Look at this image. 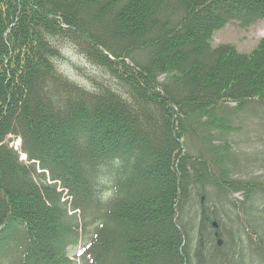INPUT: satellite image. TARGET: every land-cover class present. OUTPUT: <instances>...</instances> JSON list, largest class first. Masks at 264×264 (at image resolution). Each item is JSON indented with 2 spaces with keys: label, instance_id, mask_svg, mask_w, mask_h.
Segmentation results:
<instances>
[{
  "label": "trees",
  "instance_id": "trees-1",
  "mask_svg": "<svg viewBox=\"0 0 264 264\" xmlns=\"http://www.w3.org/2000/svg\"><path fill=\"white\" fill-rule=\"evenodd\" d=\"M258 20L264 0H0V264H264V182L230 176L226 139L264 116V37L211 45ZM66 42L108 81L64 75Z\"/></svg>",
  "mask_w": 264,
  "mask_h": 264
},
{
  "label": "rangeland",
  "instance_id": "rangeland-1",
  "mask_svg": "<svg viewBox=\"0 0 264 264\" xmlns=\"http://www.w3.org/2000/svg\"><path fill=\"white\" fill-rule=\"evenodd\" d=\"M264 37V20H258L253 25L248 27L239 26L236 22H231L224 27L213 32L211 37V45L213 47L219 44H230L234 46L239 52L248 53L251 51L258 41ZM62 57L58 61V68L69 78L79 83L80 85L91 88L93 86V79L106 82L108 77L102 70L91 65L81 55L76 48L70 43H65L61 47ZM164 76H160L162 81ZM234 104H231L233 106ZM234 130L227 135V141L231 147V156L227 162V167L230 170V176L233 179L254 180L264 182V116L253 114L249 112L240 113L233 120ZM6 141L13 147H19L20 140L15 136H8ZM215 143H218L215 141ZM21 159L24 155L20 156ZM213 196V198H212ZM216 195L211 194V199L215 200ZM227 206L220 212L223 216L222 220L233 225L239 234L244 238L245 245L248 248V235L244 229L247 216H243L241 223L236 217V210L233 204L240 208L246 207V200L242 192H236L231 196L226 197ZM257 208L264 210V194H255ZM219 206V204L217 203ZM257 214H253L251 220L256 218ZM187 221V220H186ZM258 227L264 231V222L261 221ZM264 234V233H263ZM85 242L81 240L76 247L69 248L68 256L76 258ZM243 264H249L244 261Z\"/></svg>",
  "mask_w": 264,
  "mask_h": 264
}]
</instances>
